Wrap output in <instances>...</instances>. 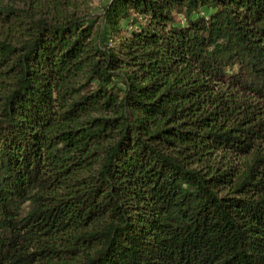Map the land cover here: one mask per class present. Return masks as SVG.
<instances>
[{
  "label": "trees",
  "instance_id": "trees-1",
  "mask_svg": "<svg viewBox=\"0 0 264 264\" xmlns=\"http://www.w3.org/2000/svg\"><path fill=\"white\" fill-rule=\"evenodd\" d=\"M0 0V264H264V0Z\"/></svg>",
  "mask_w": 264,
  "mask_h": 264
},
{
  "label": "rangeland",
  "instance_id": "rangeland-1",
  "mask_svg": "<svg viewBox=\"0 0 264 264\" xmlns=\"http://www.w3.org/2000/svg\"><path fill=\"white\" fill-rule=\"evenodd\" d=\"M106 1L107 0H86V3H81L78 12L81 14L91 12V14L99 16Z\"/></svg>",
  "mask_w": 264,
  "mask_h": 264
}]
</instances>
